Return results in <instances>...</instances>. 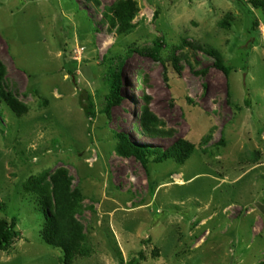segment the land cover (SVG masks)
Returning a JSON list of instances; mask_svg holds the SVG:
<instances>
[{
	"label": "rangeland",
	"instance_id": "374dc122",
	"mask_svg": "<svg viewBox=\"0 0 264 264\" xmlns=\"http://www.w3.org/2000/svg\"><path fill=\"white\" fill-rule=\"evenodd\" d=\"M0 64L20 105L0 99V220L17 233L0 264H63L32 194L46 173L51 201L58 171L92 249L70 264H264V0H0ZM146 108L167 138L143 134ZM123 138L194 150L143 165Z\"/></svg>",
	"mask_w": 264,
	"mask_h": 264
},
{
	"label": "trees",
	"instance_id": "16d2710c",
	"mask_svg": "<svg viewBox=\"0 0 264 264\" xmlns=\"http://www.w3.org/2000/svg\"><path fill=\"white\" fill-rule=\"evenodd\" d=\"M155 45L156 47L153 50L144 53V55L152 58L153 60H158L162 44L158 42ZM208 52V54L212 55V57L216 59L213 66L221 71L225 77H228L232 68L225 66L221 59H219V56L214 54L215 52L211 50H208ZM108 73L111 74L108 80L109 95L107 97V114L113 105L121 102L119 86L122 80V76L120 74L121 68H118L115 71L112 69ZM4 74V68L0 64V99L2 102L6 103L8 108L19 114V103L13 100L11 93L7 92L5 89ZM227 97H229L228 93ZM82 100H84L82 107L86 116L90 119H94L95 105L92 97L86 93ZM245 103L248 104L249 101L246 100ZM141 121L143 134L147 137L167 138V136H169L157 130L159 122L155 116L149 113L148 108L144 110ZM123 140L125 141L128 152L138 159L143 165H146L151 158L154 163H163L167 160H173L179 165L184 164L194 150V148L183 139L176 140L166 150H160L158 148L155 149L147 145L132 144L130 141H126V138H123ZM47 176L48 175L45 173L36 178V182L38 184L37 190L32 192L34 198H36L39 208L42 211H45L46 209L50 210V203L53 205V214L49 213L46 217L47 223L45 224L43 232L45 241L63 251V264H70L79 257H89L92 253V249L87 242V238L82 236L80 226L78 224L76 226L72 219V216L80 211V191L76 190L72 192L69 188V179L66 174L62 171H58L49 176V189L46 187L50 194L51 201H49L48 194L45 192L42 185ZM14 227V221L8 223L0 220V250L6 251L13 244L17 237ZM142 259L143 257L139 254L137 258L132 259L128 264H139Z\"/></svg>",
	"mask_w": 264,
	"mask_h": 264
}]
</instances>
